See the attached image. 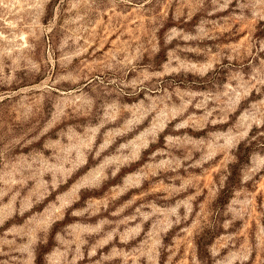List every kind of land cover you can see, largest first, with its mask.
<instances>
[{
  "label": "rangeland",
  "instance_id": "obj_1",
  "mask_svg": "<svg viewBox=\"0 0 264 264\" xmlns=\"http://www.w3.org/2000/svg\"><path fill=\"white\" fill-rule=\"evenodd\" d=\"M0 264H264V0H0Z\"/></svg>",
  "mask_w": 264,
  "mask_h": 264
}]
</instances>
